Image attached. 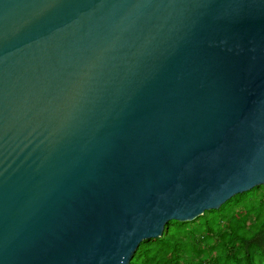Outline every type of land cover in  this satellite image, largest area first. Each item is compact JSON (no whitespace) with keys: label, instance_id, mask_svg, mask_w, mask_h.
<instances>
[{"label":"water","instance_id":"1","mask_svg":"<svg viewBox=\"0 0 264 264\" xmlns=\"http://www.w3.org/2000/svg\"><path fill=\"white\" fill-rule=\"evenodd\" d=\"M264 186V0H0V264H130Z\"/></svg>","mask_w":264,"mask_h":264},{"label":"trees","instance_id":"2","mask_svg":"<svg viewBox=\"0 0 264 264\" xmlns=\"http://www.w3.org/2000/svg\"><path fill=\"white\" fill-rule=\"evenodd\" d=\"M130 264H264V186L192 221L171 220L142 241Z\"/></svg>","mask_w":264,"mask_h":264}]
</instances>
